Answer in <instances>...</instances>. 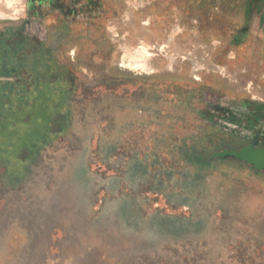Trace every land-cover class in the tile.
I'll list each match as a JSON object with an SVG mask.
<instances>
[{
	"label": "rangeland",
	"instance_id": "1",
	"mask_svg": "<svg viewBox=\"0 0 264 264\" xmlns=\"http://www.w3.org/2000/svg\"><path fill=\"white\" fill-rule=\"evenodd\" d=\"M0 13V264H264V0Z\"/></svg>",
	"mask_w": 264,
	"mask_h": 264
},
{
	"label": "water",
	"instance_id": "2",
	"mask_svg": "<svg viewBox=\"0 0 264 264\" xmlns=\"http://www.w3.org/2000/svg\"><path fill=\"white\" fill-rule=\"evenodd\" d=\"M214 158L233 157L235 159L244 161L257 170H264V148L259 147L256 142L243 146L239 150L223 149L213 153Z\"/></svg>",
	"mask_w": 264,
	"mask_h": 264
},
{
	"label": "trees",
	"instance_id": "3",
	"mask_svg": "<svg viewBox=\"0 0 264 264\" xmlns=\"http://www.w3.org/2000/svg\"><path fill=\"white\" fill-rule=\"evenodd\" d=\"M15 78H16V81H19V80H20L19 82L22 81L21 79H18L17 76H16ZM13 110H16V111L18 110L19 112L21 111V112H22V113H21V114H22L21 117H22V116H23V112H24V111H23V110H24V105L19 104V103H15L14 106L11 105V106L8 108V113H11Z\"/></svg>",
	"mask_w": 264,
	"mask_h": 264
},
{
	"label": "bare ground",
	"instance_id": "4",
	"mask_svg": "<svg viewBox=\"0 0 264 264\" xmlns=\"http://www.w3.org/2000/svg\"><path fill=\"white\" fill-rule=\"evenodd\" d=\"M0 15H1V13H0ZM143 64V63H142ZM137 66H138V64H137ZM138 68V67H137Z\"/></svg>",
	"mask_w": 264,
	"mask_h": 264
},
{
	"label": "flooded vegetation",
	"instance_id": "5",
	"mask_svg": "<svg viewBox=\"0 0 264 264\" xmlns=\"http://www.w3.org/2000/svg\"><path fill=\"white\" fill-rule=\"evenodd\" d=\"M59 6H61V5H59Z\"/></svg>",
	"mask_w": 264,
	"mask_h": 264
}]
</instances>
